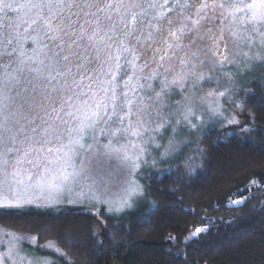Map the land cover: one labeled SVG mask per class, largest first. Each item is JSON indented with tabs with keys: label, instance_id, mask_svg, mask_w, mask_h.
Here are the masks:
<instances>
[{
	"label": "rangeland",
	"instance_id": "374dc122",
	"mask_svg": "<svg viewBox=\"0 0 264 264\" xmlns=\"http://www.w3.org/2000/svg\"><path fill=\"white\" fill-rule=\"evenodd\" d=\"M17 1L0 0L1 16L10 15L7 11ZM205 2L208 7L202 9ZM250 2L118 0L112 1L106 27L89 20L88 42L61 55L70 68L66 84L40 82L43 88L37 89L30 79L15 104L0 107V166L9 173L18 171L17 179L23 181L0 185V200L20 202L19 207L0 209L77 208L104 225L108 218L141 210L147 178L196 171L208 132H245L252 117L245 101L255 84L264 83V24L249 23L247 12L235 7ZM139 5L135 24L134 7ZM27 22L13 19L11 25L9 19L6 31L0 30V45L5 46L0 47V65L6 55L11 57L13 46L23 47ZM45 61L52 63L51 58ZM172 80L178 82L157 96L163 83ZM17 83L0 82L1 95ZM102 88L109 89L107 95ZM39 102L46 110L39 113L41 107H29ZM133 130L142 135H132ZM125 154L132 159L139 155L138 167L124 160ZM35 240L0 229V264H51L43 256L27 254V249H38ZM52 248L44 245L40 250L53 255Z\"/></svg>",
	"mask_w": 264,
	"mask_h": 264
},
{
	"label": "trees",
	"instance_id": "16d2710c",
	"mask_svg": "<svg viewBox=\"0 0 264 264\" xmlns=\"http://www.w3.org/2000/svg\"><path fill=\"white\" fill-rule=\"evenodd\" d=\"M112 1L118 3L18 0L7 11L10 15L0 14L6 22L3 32L9 19L11 25L13 19L28 21L23 47L13 46L11 57L1 60L0 82L18 83L0 93V107L15 104L30 79L37 89L43 88L40 82L66 84L70 68L61 55L88 42L89 20L107 26ZM139 6L134 7L135 24ZM46 58L52 63H45ZM259 84L245 101L252 116L246 131L220 136L212 130L204 136L201 165L192 174L143 181L145 198L139 212L108 218L103 225L77 208L0 209V229L32 236L38 249H27V254L43 256L51 264H264V83ZM33 106L41 107L39 113L46 110L43 102ZM203 227L204 232L189 238ZM44 245L54 247L58 256L56 251L42 253Z\"/></svg>",
	"mask_w": 264,
	"mask_h": 264
},
{
	"label": "snow or ice",
	"instance_id": "6c2138e0",
	"mask_svg": "<svg viewBox=\"0 0 264 264\" xmlns=\"http://www.w3.org/2000/svg\"><path fill=\"white\" fill-rule=\"evenodd\" d=\"M109 7H111V5H109ZM208 4L202 3L201 4V8H207ZM221 7H223V5H221ZM237 11L240 12H247V21L249 23H256V24H264V0H251L250 3L247 4H243L241 5H237L235 6ZM172 35H175V33H173ZM126 51L128 49H125ZM164 57L162 56L161 59H163ZM117 60V67H119V56L116 57ZM133 68H135V64L133 63ZM157 74H153V76L151 77L152 79L156 78ZM199 79H203V77H199ZM113 80H115V75H113ZM178 81L176 80H172L170 82H164L163 86L161 87V90L159 93H157V96H160L161 94L165 93L172 85L176 84ZM102 91L105 92V94L107 95L109 89L107 88H102ZM133 91H135V89H132ZM111 92H112V96H111V101H112V107H113V114H115V108H116V104H115V100H116V92H115V86L113 85V87L111 88ZM211 94V93H210ZM125 96H127V93H124ZM219 95L223 96L224 93H219ZM127 106H128V112L129 114L131 113V104L132 101L128 100L127 102ZM101 106V104L98 102L97 103V107L99 108ZM98 114V113H97ZM190 115V111L188 114L185 115V119L187 120L189 118ZM124 117L121 116L120 120L121 122H123ZM140 123H143L142 119L140 121ZM162 126V125H161ZM132 135H142V133L139 130H133L132 131ZM83 137L81 136L80 139H82ZM75 143L79 144V139L75 141ZM81 147H83V145H80ZM141 152L144 151L143 148L140 149ZM124 160L126 161H131L132 167L135 169L136 167H138L137 161L140 159L139 155L136 156L135 159H132L128 154H125L123 157ZM6 163V162H5ZM19 163V162H18ZM18 171H13L11 173L7 172L5 168H3L2 166H0V185L2 184H8L9 186H11L12 184H20L23 183V181L17 179L18 177ZM29 179H31V177H29ZM28 203H31V201H27ZM125 204L128 203L127 200L124 201ZM20 206V202L19 200L13 201L12 203H8L5 202L3 200H0V207H19ZM199 231V230H197Z\"/></svg>",
	"mask_w": 264,
	"mask_h": 264
}]
</instances>
